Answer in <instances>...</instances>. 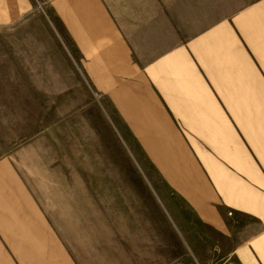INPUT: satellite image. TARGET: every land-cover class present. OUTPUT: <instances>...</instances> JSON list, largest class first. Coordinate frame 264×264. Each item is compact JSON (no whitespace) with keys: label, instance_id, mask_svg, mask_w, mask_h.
Returning a JSON list of instances; mask_svg holds the SVG:
<instances>
[{"label":"rangeland","instance_id":"374dc122","mask_svg":"<svg viewBox=\"0 0 264 264\" xmlns=\"http://www.w3.org/2000/svg\"><path fill=\"white\" fill-rule=\"evenodd\" d=\"M58 10L36 7L28 23L0 24V204L25 207L26 197L71 256L90 257L113 240L125 247L167 241L161 196L175 194L173 162L189 155L217 192L224 183L251 193V212L227 208L225 215L234 240L250 244L264 264V86L225 89L228 96L211 88L218 109L177 104L174 111L160 89L164 102L147 96L146 81L110 94L82 70ZM44 33L57 39L67 71L56 70L58 62L50 65L54 70L41 69L51 58L30 48ZM258 34L264 40V32ZM206 109L224 119L179 118ZM2 239L0 232V245ZM2 252L18 255L11 247Z\"/></svg>","mask_w":264,"mask_h":264},{"label":"crops","instance_id":"0c3cea01","mask_svg":"<svg viewBox=\"0 0 264 264\" xmlns=\"http://www.w3.org/2000/svg\"><path fill=\"white\" fill-rule=\"evenodd\" d=\"M36 7L59 9L56 14L82 70L110 94L122 85L143 88L146 81L147 96L163 101L160 89L174 111L177 104L218 109L211 88H221L225 92L220 95L228 96L225 89L264 86V40L258 34L264 32V0H0V24L28 23ZM43 35L37 47L30 48L51 58L41 69L58 62L59 69L50 70L67 71L69 62L57 39ZM153 111L166 120L158 109ZM223 114L206 109L186 111L179 118L224 119ZM172 166L171 187L177 195L161 196V236L167 241L142 239L125 247L113 240L90 257L63 254L34 204L22 197L25 207L0 204V232L8 242L2 239L0 263L260 264L250 244L234 240L225 215L227 208L251 212L249 206L256 207L251 193L224 183L217 192L201 164L189 155ZM5 247L18 255L3 254Z\"/></svg>","mask_w":264,"mask_h":264},{"label":"built area","instance_id":"2783aa9c","mask_svg":"<svg viewBox=\"0 0 264 264\" xmlns=\"http://www.w3.org/2000/svg\"><path fill=\"white\" fill-rule=\"evenodd\" d=\"M175 264H183V263H181V262H178V263H175Z\"/></svg>","mask_w":264,"mask_h":264}]
</instances>
